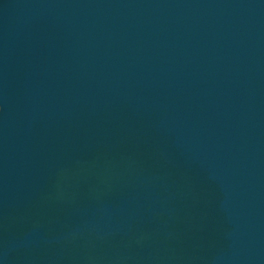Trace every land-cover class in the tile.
Instances as JSON below:
<instances>
[{"label":"water","instance_id":"1","mask_svg":"<svg viewBox=\"0 0 264 264\" xmlns=\"http://www.w3.org/2000/svg\"><path fill=\"white\" fill-rule=\"evenodd\" d=\"M0 264H264V0H0Z\"/></svg>","mask_w":264,"mask_h":264}]
</instances>
